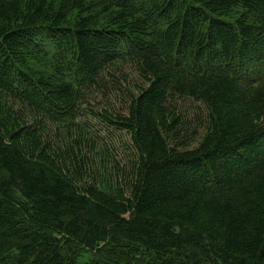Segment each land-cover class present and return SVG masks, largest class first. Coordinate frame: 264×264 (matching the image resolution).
Returning <instances> with one entry per match:
<instances>
[{
	"label": "trees",
	"instance_id": "1",
	"mask_svg": "<svg viewBox=\"0 0 264 264\" xmlns=\"http://www.w3.org/2000/svg\"><path fill=\"white\" fill-rule=\"evenodd\" d=\"M94 90L127 188L42 137ZM0 264H264V0H0Z\"/></svg>",
	"mask_w": 264,
	"mask_h": 264
},
{
	"label": "rangeland",
	"instance_id": "2",
	"mask_svg": "<svg viewBox=\"0 0 264 264\" xmlns=\"http://www.w3.org/2000/svg\"><path fill=\"white\" fill-rule=\"evenodd\" d=\"M131 81L133 84L138 82L134 74ZM91 93L83 91L84 99L78 101L76 115L68 125L47 122L42 137L47 145L61 154V158L68 160L70 171L81 180V186L92 184L89 183L92 179H99L107 186L127 188L138 154L129 134L106 118L107 115L117 117L123 102L117 93L106 92L104 95L99 90ZM183 109L184 117L188 120L201 111L195 102H189L188 107Z\"/></svg>",
	"mask_w": 264,
	"mask_h": 264
}]
</instances>
